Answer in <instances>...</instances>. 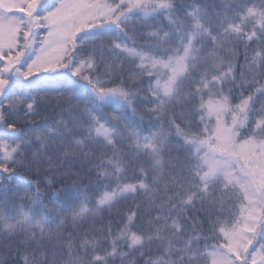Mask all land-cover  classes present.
<instances>
[{
  "label": "snow or ice",
  "instance_id": "obj_1",
  "mask_svg": "<svg viewBox=\"0 0 264 264\" xmlns=\"http://www.w3.org/2000/svg\"><path fill=\"white\" fill-rule=\"evenodd\" d=\"M189 8L178 10L174 0H0V181L14 183L15 194L30 203L7 216L3 208L9 201H0V233L19 235L28 246L24 264H125L153 242L167 243L169 258L147 264H202L208 257L211 264H264V0H224L212 14L199 5ZM158 9L167 11L170 30L150 31L147 38L163 54L129 46L126 41L134 39L129 22L140 17L147 24ZM241 45L248 67L237 76L234 60ZM125 57L139 61L128 70V81L150 78L151 111L167 118V132L142 135L128 115L137 111L140 89L124 81L109 86L124 71ZM233 89L241 90L236 105ZM34 91L76 104L70 119L36 133L38 146L29 151L32 141L7 121L22 104L21 118L36 114ZM12 95L16 99L5 110L3 101ZM169 135L184 156L166 172ZM126 142L134 147L135 161L122 150ZM85 166L103 184L95 197L89 189L42 195L56 182V173L44 169L71 176ZM130 169L133 182L126 179ZM138 194L155 209L148 212L147 229L133 230L137 213L129 210L115 232L109 225L91 238L77 231L65 235L66 222L78 230L88 217ZM190 210L204 212L211 223L217 241L211 251L197 247L195 229L181 240ZM170 237L181 246L174 247ZM45 241L64 253L62 262L55 251L49 258Z\"/></svg>",
  "mask_w": 264,
  "mask_h": 264
},
{
  "label": "trees",
  "instance_id": "obj_2",
  "mask_svg": "<svg viewBox=\"0 0 264 264\" xmlns=\"http://www.w3.org/2000/svg\"><path fill=\"white\" fill-rule=\"evenodd\" d=\"M224 0H174V3L178 10L188 11L190 10V5H199L204 8L209 14H212L216 11H219L223 5ZM243 2L247 3L248 0H243ZM258 2V0H257ZM184 11H180L179 15L183 17ZM168 13L166 10L162 9L157 12V14L153 15L149 18L147 24L142 23L140 17H133V19L129 22L128 31L130 37H134V39H128L126 42L129 46L137 48L139 51H143L145 53H150L153 55H161L163 54V49H157L155 47V42L147 38V34L150 31H155L157 29H163L165 31L170 30ZM162 34V33H161ZM44 32L41 30V38L43 37ZM255 47V46H253ZM253 47H250L247 50V55L249 58L253 56ZM206 48L210 50L211 42L206 43ZM139 63V61L133 62L129 58H124V71L119 73L116 77L112 78V83L109 86L115 87L119 86L121 81L127 86L133 87L134 90L137 88L140 89L138 96L139 98L135 101L137 111L133 115L130 111L129 121L132 123L133 127H136L138 131L141 132L142 135H149L152 132L158 131H168V120L167 118H157L153 115L151 111V104L149 103L152 99L151 95L146 91L147 83L146 81L150 79L147 76L141 77L139 80L135 82L133 85L130 81L127 80L128 70L135 67V64ZM235 71L237 76L241 73V71L247 72V65L245 64V49L243 45H241L236 50V57L234 60ZM41 75H45L41 73ZM251 80V77H249ZM27 83V82H25ZM250 87V86H249ZM227 91V89H226ZM254 91V89L252 90ZM16 95H20V90L15 89ZM245 96L249 94V92L245 91L243 93ZM16 95L9 96L7 99L3 101V108L7 110L11 102H14L16 99ZM32 97H35V109L36 114L27 119L21 118L23 112L26 109V104H22L17 106L16 113L10 117V123L15 124V130L22 134L23 139L31 140L32 146L29 151L35 150L38 146V141L36 139V133H39L41 129L46 127H54L57 122L63 117L65 120L70 119L69 117V109L76 104L75 101H72L70 104L68 98L61 97L54 92L44 93V92H32ZM241 96L240 89H233L231 94V103L236 105L239 103ZM207 99V97H206ZM28 102H32L31 99ZM259 107V105H257ZM106 112L110 110L106 109ZM114 123V121H113ZM172 141V144L168 146L164 153V162H165V171H169L172 168H176L183 160L184 153L178 151L176 147V137L174 135H169L167 137ZM14 146V145H13ZM122 150L125 155L128 156L129 159H133L135 161V153L134 147L130 143H124L122 145ZM58 155V154H57ZM143 157V153L140 154ZM140 163L145 164L147 167L146 158H142L139 161ZM66 167V165H65ZM135 167V163L133 164ZM45 173H56L55 176V186L52 189L45 190L42 192L44 197H51L53 194L62 195V191L64 189H73V190H85L89 189V195L95 197L96 189L99 188L103 190V184L97 181L94 173L89 174L87 171V167L83 170H79V168L73 169V175L62 176L56 167L46 168L44 169ZM79 171V175L75 173ZM28 176H31L32 173H25ZM138 174V173H137ZM47 177L42 176V179H46ZM126 179L129 182L134 181L133 171L130 169L127 173ZM113 186L115 183L113 182ZM9 201V205L3 208V213L7 216H15L17 214V209L23 204L25 209L27 210L30 206V203L27 199L21 201L20 197L15 194V184H9L4 181H0V201ZM15 202L13 206L12 202ZM45 203H48V200L45 199ZM94 203H90L89 207H93ZM51 208V205H49ZM129 210L135 211L137 216L135 218V228L133 229H147V216L148 212L152 211L155 213V209H149L147 205V201L144 198L143 194H138L135 198H128L121 200L116 206L111 210H106L101 213L99 216L92 218L88 217L84 222H82V226L77 230L73 229L72 225L68 222L64 225L65 235L69 232L77 231L79 235L87 234L89 238L93 235H99L101 229H106L107 226L111 225L113 232L116 231L118 226H121L124 221H126L127 214ZM195 217V223L193 222L191 217ZM185 219L187 220V228L185 231V236L181 237V240L186 239L193 235V229H195L196 235L200 237V242L197 247L203 252L205 249L210 250L212 246L217 243V241L211 238V223L205 217L204 212H194L189 211ZM2 227V224H0ZM173 240L174 247H180V243L176 242L174 237H170ZM79 240H77V243ZM47 244V241H45ZM122 246L124 242H121ZM27 245L21 243V237L19 235L15 236H6L3 233H0V262L3 264H24V257L27 254L25 249ZM49 258L51 259V254L53 251L56 252V259L58 261H63L64 253L60 251L58 248H54L53 245L47 244ZM167 247V243L161 244L160 242H153L150 245H145L142 249L143 254L141 252H136L134 255L130 256L125 264H147L148 260H156L161 256H164V250ZM125 251H128L125 247ZM164 258H169L164 256ZM202 264H209V260L202 261Z\"/></svg>",
  "mask_w": 264,
  "mask_h": 264
},
{
  "label": "rangeland",
  "instance_id": "obj_3",
  "mask_svg": "<svg viewBox=\"0 0 264 264\" xmlns=\"http://www.w3.org/2000/svg\"><path fill=\"white\" fill-rule=\"evenodd\" d=\"M160 10H162V9H158L157 12L160 11ZM208 251H211V249L208 250ZM208 260H209V264H211V257H208Z\"/></svg>",
  "mask_w": 264,
  "mask_h": 264
}]
</instances>
